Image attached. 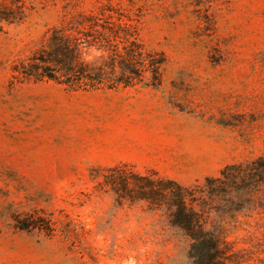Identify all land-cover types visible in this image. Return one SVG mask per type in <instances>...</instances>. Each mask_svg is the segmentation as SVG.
<instances>
[{
  "label": "rangeland",
  "instance_id": "374dc122",
  "mask_svg": "<svg viewBox=\"0 0 264 264\" xmlns=\"http://www.w3.org/2000/svg\"><path fill=\"white\" fill-rule=\"evenodd\" d=\"M115 1L162 56L158 81L11 83L61 0H22L23 20L1 23L0 264H190L161 212L96 188L103 170L127 163L187 186L264 152V0ZM238 219L228 239L264 264V206Z\"/></svg>",
  "mask_w": 264,
  "mask_h": 264
},
{
  "label": "trees",
  "instance_id": "16d2710c",
  "mask_svg": "<svg viewBox=\"0 0 264 264\" xmlns=\"http://www.w3.org/2000/svg\"><path fill=\"white\" fill-rule=\"evenodd\" d=\"M62 14L23 59L11 66V83L50 80L72 90L108 89L158 81L163 58L147 49L137 31V14L115 0H61ZM25 17L22 0H0L1 23ZM117 204L144 202L188 241L190 264H248L228 239L243 209L264 206V152L224 165L217 175L182 185L127 163L103 170L96 186Z\"/></svg>",
  "mask_w": 264,
  "mask_h": 264
}]
</instances>
